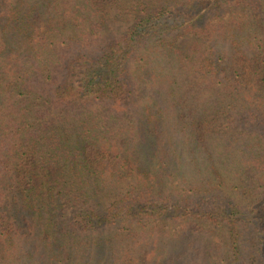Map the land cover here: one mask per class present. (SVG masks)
Returning <instances> with one entry per match:
<instances>
[{
	"label": "trees",
	"instance_id": "obj_1",
	"mask_svg": "<svg viewBox=\"0 0 264 264\" xmlns=\"http://www.w3.org/2000/svg\"><path fill=\"white\" fill-rule=\"evenodd\" d=\"M0 264H264V0H0Z\"/></svg>",
	"mask_w": 264,
	"mask_h": 264
},
{
	"label": "rangeland",
	"instance_id": "obj_2",
	"mask_svg": "<svg viewBox=\"0 0 264 264\" xmlns=\"http://www.w3.org/2000/svg\"><path fill=\"white\" fill-rule=\"evenodd\" d=\"M112 16L115 14V11L112 9L111 10ZM117 19H114L113 22L110 23V26L113 28H121L124 29L128 24V21H125L124 19L126 17H124L123 19L120 17H116Z\"/></svg>",
	"mask_w": 264,
	"mask_h": 264
}]
</instances>
